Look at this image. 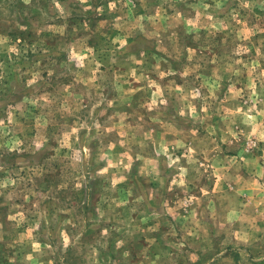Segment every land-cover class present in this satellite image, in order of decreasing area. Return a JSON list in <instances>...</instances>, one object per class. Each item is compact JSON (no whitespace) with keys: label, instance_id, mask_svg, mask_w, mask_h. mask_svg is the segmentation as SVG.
<instances>
[{"label":"rangeland","instance_id":"rangeland-1","mask_svg":"<svg viewBox=\"0 0 264 264\" xmlns=\"http://www.w3.org/2000/svg\"><path fill=\"white\" fill-rule=\"evenodd\" d=\"M1 4L0 264H264V0Z\"/></svg>","mask_w":264,"mask_h":264},{"label":"trees","instance_id":"trees-1","mask_svg":"<svg viewBox=\"0 0 264 264\" xmlns=\"http://www.w3.org/2000/svg\"><path fill=\"white\" fill-rule=\"evenodd\" d=\"M39 2V0H31L30 1V4L29 5H27V4H25V2H24V0H2V4H1V6L2 5H6V7H8V11L10 12V13H13L14 12V10L16 9V6L18 7V8H20V9H22V12L24 11V10H27V11H32L33 10V8L31 7V5H36L37 3ZM31 15H32V13H31ZM24 17V19H28L29 18V16H26V14L23 16ZM27 21V20H26ZM21 31V34L23 35L24 33H25V31L24 30H20Z\"/></svg>","mask_w":264,"mask_h":264},{"label":"crops","instance_id":"crops-1","mask_svg":"<svg viewBox=\"0 0 264 264\" xmlns=\"http://www.w3.org/2000/svg\"><path fill=\"white\" fill-rule=\"evenodd\" d=\"M260 187H264V184H262Z\"/></svg>","mask_w":264,"mask_h":264}]
</instances>
